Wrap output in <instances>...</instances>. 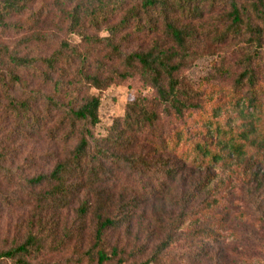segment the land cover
<instances>
[{
    "label": "rangeland",
    "instance_id": "374dc122",
    "mask_svg": "<svg viewBox=\"0 0 264 264\" xmlns=\"http://www.w3.org/2000/svg\"><path fill=\"white\" fill-rule=\"evenodd\" d=\"M55 1L34 0L24 12L9 17L6 27H0V70L6 80L5 86H0V250L23 243L32 233L39 244L28 256L31 264H264V157L249 162L235 159L229 165L219 164L214 168L216 177L208 197L216 200L217 206L209 213L187 219L181 201L184 189L180 182L173 183L169 194L158 198V207L157 200L154 202L156 209H153L150 199L142 205L144 213L139 210L134 213L130 240H119L124 230L120 235L118 232L106 234L104 248L109 250L118 244L120 254L104 263H99L93 249L99 216H120L106 203L110 206L126 204L139 195L143 200L146 193L142 186L149 188L164 183L163 175L146 172L148 177L143 180L134 175V169L126 168L115 178V185L109 193L101 191L97 195L103 199L101 209L84 216L78 211L84 198H72L71 203L69 201L71 205H57L47 200V185L52 171L59 161L68 157L78 142L76 136L68 137L70 127L61 125L62 113L52 109L53 106L45 100L47 95L60 101L67 109L89 94L99 95L100 122L93 129L96 139L108 135L112 124L125 114L133 96L151 99L155 96L138 76L114 83L102 91L88 85L72 89L67 82V87L60 91L40 78L43 67L37 68L39 72L15 67L13 57L50 56L61 49V43L65 41L72 46L64 48V51L71 53L79 49L91 56V63L106 52L105 47L98 51L93 47L88 49L91 44L83 39L81 33H69L60 22V13L55 12ZM129 6L117 11L111 22L116 23ZM220 18L221 11L217 8L190 23L197 32L201 27L207 28L205 33L198 35L191 50L192 58L180 73L185 83L196 91L199 107L185 111L183 119L172 118L171 122L166 119L162 129L167 134L177 130L182 137L189 134L197 140L206 129L208 115L228 118L231 126L246 129L249 119H244L232 105V100L237 99L234 94L236 79L251 57L255 66L261 67L259 76H262L264 49L256 53L248 36L232 38L228 34L226 39H222L226 26ZM181 20L183 24L189 22L188 19ZM214 26L219 28V32L212 31ZM86 31L89 35H108L105 25L86 28ZM164 36L162 27L155 35L131 34L122 42L120 50L125 54L146 50L154 40L162 41ZM79 62L77 59L73 68L65 72L66 81L73 78ZM12 74L22 77L24 84L12 83ZM52 75L57 78L58 72L53 71ZM259 85L264 88V77H261ZM10 97L17 103L30 99L31 111L39 116V122H20L10 110ZM263 122L262 116L255 122L257 132L251 136L258 133ZM189 149V142L183 143L178 153H186ZM165 153H157L156 156L165 158ZM152 155H145L147 161ZM257 174L263 180L260 183L255 179ZM39 177H44L46 184L39 186L33 182ZM89 198L93 199L91 195ZM201 198L202 193L190 209H200L198 202ZM196 218H199L198 223L192 221ZM174 221L182 222L180 228L174 225ZM156 222L161 225L157 226ZM205 228H211L217 235L210 240L205 239V235L198 237ZM168 236L173 240L172 245L156 253ZM120 257L125 261L119 262Z\"/></svg>",
    "mask_w": 264,
    "mask_h": 264
},
{
    "label": "trees",
    "instance_id": "16d2710c",
    "mask_svg": "<svg viewBox=\"0 0 264 264\" xmlns=\"http://www.w3.org/2000/svg\"><path fill=\"white\" fill-rule=\"evenodd\" d=\"M33 1L0 0V27H6L9 17L24 12ZM54 5L56 14L59 12L62 17L60 22L70 34L81 33L83 39L91 44L88 49L93 47V50L95 48L98 51L105 47L106 52L91 63V56L81 53L79 49L71 53L64 51V48L72 46L69 41H65L61 43V49L50 56L13 57L12 64L15 67L38 72L37 68L43 67V72L39 73L40 78L60 91L67 87L66 82L72 89L88 85L102 91L114 83L138 76L155 94L152 99L139 95L129 99L125 114L112 124L103 139H96L93 133L100 122L99 95L89 94L68 109L54 97H45L54 111L62 113L61 125L70 127L68 137L74 135L78 138L68 157L59 161L50 175L48 201L57 205H71L72 198H84L78 210L84 216L101 209L103 199L97 195L101 191L109 193L115 185V178L126 168L134 169V175L143 180L148 177L146 172L151 171L162 174L165 179L164 183L156 186H142L146 193L143 200L139 195L126 204L110 206L106 203L113 211H118L120 216H99L93 249L99 263H104L114 260L120 254L118 244L109 250L104 248L106 234L118 232L120 235L124 230L119 240H130L134 213L138 210L144 213L142 205L150 199L153 209H156L154 202L157 200L158 207V198L169 194L173 183L180 182L184 189L181 201L184 216L188 219L209 213L217 206L216 200H209L208 197L211 183L216 177L214 168L219 164L229 165L235 159L249 162L264 157V122L258 133L251 136L257 132L255 122L262 119V116L264 119V88L259 85L264 72L259 76L261 67L255 66L253 57L236 79L234 94L237 99L232 100V105L244 119H249L246 129L231 126L228 118L220 119L215 115L206 116V129L197 140L189 134L182 137V133L177 130L167 134L162 129L166 119L170 122L172 118L183 119L185 111L199 107L196 91L185 83L180 73L192 58L191 50L198 35L205 33L207 28L201 27L200 32H197L190 23L202 19L205 12L211 14L218 8L221 11L220 20L226 26V34L222 39H226L228 34L232 38L248 36L257 53L264 49V0H56ZM127 5L130 6L120 19L112 23L113 15ZM180 17L188 19V24H183ZM100 25L106 26L108 35L102 37L87 34L86 28ZM161 27L165 31L162 41L154 40L146 50L126 54L121 52L122 42L128 40L131 34L155 35ZM212 31L219 32V28L214 26ZM77 59L80 66L73 78L66 81L65 72L73 68ZM53 71L58 72L57 78L52 75ZM10 80L18 85L24 84L22 77L16 74L10 75ZM5 81L0 70V86H5ZM30 101L27 99L17 103L13 97L9 100L11 112L25 124L39 122V116L31 111ZM186 142H189V151L179 154L178 148ZM157 153H165L166 156L157 157ZM146 154H153L150 161H147ZM258 177L257 174L255 179L262 182ZM44 180V177H39L34 178L33 182L40 186L46 184ZM201 193L203 198L198 202L200 209H190ZM138 201H141L140 207ZM161 219L155 220L162 222ZM198 219L192 221L198 223ZM173 223L179 225L178 228L182 225L180 221ZM156 224L161 225L158 222ZM203 235L210 240L217 233L211 228H205L198 237ZM172 241L168 236L156 253L168 249ZM38 244L36 235L28 234L23 243L0 250V264H8V261L13 264H31L28 256ZM124 261L122 257L119 258V262Z\"/></svg>",
    "mask_w": 264,
    "mask_h": 264
}]
</instances>
